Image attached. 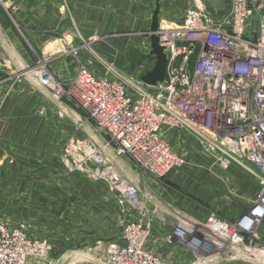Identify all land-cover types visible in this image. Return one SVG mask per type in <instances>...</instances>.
I'll return each mask as SVG.
<instances>
[{
  "label": "built area",
  "instance_id": "obj_1",
  "mask_svg": "<svg viewBox=\"0 0 264 264\" xmlns=\"http://www.w3.org/2000/svg\"><path fill=\"white\" fill-rule=\"evenodd\" d=\"M191 2L178 20L160 21L157 36L167 64L164 80L156 87L142 85L140 77L124 82L118 76L93 74L80 60L75 75L63 85L45 61L35 73L55 97H65L87 113L116 157H126L154 179H165L182 162L165 137L169 130L194 137L222 168L235 165L255 179L256 194L241 216L212 214L196 222L195 229L178 217L172 233L193 253H208L213 246L224 249L225 244L252 248L260 243L264 221V0H229V11L220 18L211 16L201 0ZM0 6L10 7L6 0H0ZM72 151L68 158L76 170L87 173V162L97 165L92 175L113 182L126 204L142 211L137 186L98 166L105 162L94 146L86 143L75 149L83 155L82 165ZM148 231L141 224L126 226L121 242L105 245L103 261L167 264L145 251ZM50 250L45 240L10 235L0 226V264H32L29 259Z\"/></svg>",
  "mask_w": 264,
  "mask_h": 264
},
{
  "label": "rangeland",
  "instance_id": "obj_2",
  "mask_svg": "<svg viewBox=\"0 0 264 264\" xmlns=\"http://www.w3.org/2000/svg\"><path fill=\"white\" fill-rule=\"evenodd\" d=\"M6 1L9 4V0ZM224 2L205 4L206 10L214 18H220L229 11V2ZM48 6L51 14L75 13L73 0H67V3L62 0H49ZM114 6L116 10H122L123 5L114 0ZM13 8L14 6L10 5L5 9L13 12L18 9ZM147 30H115L102 33L100 39L94 40L81 37L75 31L71 32L72 35L67 31V37L74 40L65 52L68 57H72L71 67L75 72L77 61L80 60L93 74L110 79L112 76H118L127 82L141 74L149 63L146 53L149 48ZM63 34L65 32L58 37L62 39ZM80 52L88 56L86 62L81 59ZM40 61L41 59H38L29 70L33 72V81L36 82L24 86L18 84L16 90L9 89L4 93L0 91V226L10 235L17 232L31 241L45 240L51 248L47 255L29 259L30 263L106 264L102 256L105 245L121 242L124 228L135 223L149 230L148 239L143 244L145 251L160 257L167 264H264V239H260V243L252 248L225 244L224 249L213 246L208 253H193L181 240L166 234L168 230L163 234V241L153 240V203L156 197L163 200L164 196L156 195L155 191H149L148 187H140L142 211L134 210L126 204L113 182L100 175H92L91 172L96 170L97 165L87 162L86 167L90 171L87 173L76 170L77 166L68 158L70 149L75 152L73 157L77 164L82 165L83 155L75 149L78 145L86 143L94 146L103 158L105 163L98 166L102 169L109 167L123 179V171L126 173L130 169L125 163L130 164L132 161L126 157H116L113 145L103 134L102 139L98 134H95L97 138L92 134H83L80 138L75 136L70 141H65L66 137L60 134L62 125L64 121L72 120L69 118L70 106L77 107L65 97H55L51 90L39 81L35 70ZM42 61L44 63V59ZM53 76L61 85L67 82L59 80L54 74ZM36 86L45 88L55 98L57 107L56 111L50 113V118L59 128V146L56 150L50 147L49 133L44 138L39 131L42 105L34 99L30 100V97H24V92L19 89L26 87L30 91L33 88L34 92H38ZM4 99L9 100L8 105L2 104ZM64 106L67 110L62 108ZM88 126L91 132L95 128L90 120ZM79 130L78 128V134ZM165 137L181 156L182 162L170 172L176 176L170 177V180H155H164L167 186L180 191L191 205L190 208L184 209L182 201L179 205L175 200L166 202L174 216L181 217L184 223L194 229L198 227L196 222L203 221L206 216L213 214L217 218H226L227 203L224 199L227 195V200L230 196L236 199L234 212L239 211L242 215L246 211L256 194L255 179L235 165L222 168L213 156L202 150L194 137L185 132L169 130ZM66 160L71 166L65 163ZM132 165L138 167L134 163ZM140 185H143V182ZM215 199L222 200L221 207ZM176 246L179 252L173 251Z\"/></svg>",
  "mask_w": 264,
  "mask_h": 264
},
{
  "label": "crops",
  "instance_id": "obj_3",
  "mask_svg": "<svg viewBox=\"0 0 264 264\" xmlns=\"http://www.w3.org/2000/svg\"><path fill=\"white\" fill-rule=\"evenodd\" d=\"M48 1L49 0H9L11 6L18 8L15 12L8 11V9H4L0 6L1 93L9 89L16 90L18 84H23L24 86V84L36 82L33 81V72H29V70L35 65L38 59H44L46 67L52 74L56 75L59 80H70L76 72L71 67L73 59L66 55L65 49H68V47L73 44L72 42L74 39L67 37V31H70V34L72 31H75L79 33L81 37L94 40L100 39L99 36L102 33H110L115 30H147L150 24V14L154 8V0H116L118 4L121 2L123 5L121 6L122 10H116L114 0H73L75 13L51 14ZM62 1L67 3V0ZM224 1L225 0H201V3L204 5L221 4L225 3ZM227 2H229V0H227ZM160 4L159 20L176 21L180 18L181 14L188 9L192 2L191 0H161ZM136 6H138V8ZM19 9L22 10L19 11ZM62 32H65L66 35L63 34V38L60 39L61 37L58 36H60ZM79 54L84 62L88 60V56L84 52H80ZM147 57L149 58L147 59L149 63L137 77L142 76L151 68L152 60L148 54ZM19 89L24 92L22 93L24 97H30V100L34 99L37 103L42 105L40 111L41 117L43 116L44 118L41 119L40 117V120L37 118V120H39V131L44 138H46V134L49 133L50 147L56 150L59 146V128L50 118V113L56 111L57 107L54 96L45 88H38V92H34L33 88L30 89V91L26 89V87ZM5 103L8 105L9 100L5 101L4 99L2 104ZM62 108L66 109L65 106ZM81 111L83 110L70 106L69 118L72 120L64 121L60 131V134L66 137L65 141H70L75 136L80 138L81 135L84 136L83 134L89 136L92 134L95 138H97L95 134H98L102 139L103 135L96 132L95 128H93L92 132L90 131V127L88 126L90 119L85 111H83V113ZM76 127L80 129V134H78ZM102 142L105 143L104 140ZM44 148H46V144H44ZM125 164L128 165L130 169L127 170L126 173L123 171V177L136 185L140 193V187H143V189H147L148 187L149 191L154 190L156 195L161 197L164 196L163 200L156 197L152 208V228L155 232L152 239L161 242L164 240L163 234L167 230L168 233L166 234L172 235L174 224L178 218L170 211L171 207L167 206L166 202L168 203L170 200H175V203L179 205L182 201L184 209L190 208V202L180 191H175L167 186L164 180L162 182L156 181L149 174H145L140 168L132 165V162L130 164L127 162ZM169 174L166 176V180H170V177L176 176L171 173ZM141 182H143V185H140ZM227 196L224 199L227 203L225 212L227 214L226 218H237L241 216L239 211L237 213L233 210L235 208H233V206L237 204L236 199H232L230 196V199L227 200ZM215 201L219 202V205H222V200L215 199ZM259 237L264 239V221L259 230ZM173 248L175 252L179 250L177 246ZM181 252L182 250L180 253Z\"/></svg>",
  "mask_w": 264,
  "mask_h": 264
},
{
  "label": "water",
  "instance_id": "obj_4",
  "mask_svg": "<svg viewBox=\"0 0 264 264\" xmlns=\"http://www.w3.org/2000/svg\"><path fill=\"white\" fill-rule=\"evenodd\" d=\"M160 1L154 0V8L150 14V24L148 29L149 34V50L148 55L153 59L152 69L145 72L140 76V82L142 85L148 87H156L159 83L163 82L166 73L167 56L163 50V47L159 43V37L157 32L160 25Z\"/></svg>",
  "mask_w": 264,
  "mask_h": 264
},
{
  "label": "bare ground",
  "instance_id": "obj_5",
  "mask_svg": "<svg viewBox=\"0 0 264 264\" xmlns=\"http://www.w3.org/2000/svg\"><path fill=\"white\" fill-rule=\"evenodd\" d=\"M110 170H112V169H110ZM110 170H109V171H110ZM262 254L264 255V253H262Z\"/></svg>",
  "mask_w": 264,
  "mask_h": 264
}]
</instances>
